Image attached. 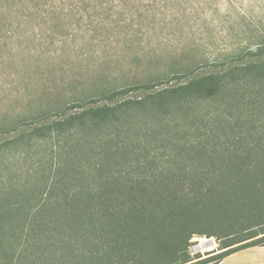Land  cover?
<instances>
[{
	"label": "rangeland",
	"instance_id": "obj_1",
	"mask_svg": "<svg viewBox=\"0 0 264 264\" xmlns=\"http://www.w3.org/2000/svg\"><path fill=\"white\" fill-rule=\"evenodd\" d=\"M263 41L264 0H0V147L45 121V116L62 115L72 103L85 101L84 107L114 104L106 94L148 85L117 96L118 101L142 103L126 104L132 114L115 121L108 130L114 137L102 142L111 148L105 162L113 170L139 168L165 177L176 173L188 181L187 175L206 173L208 168V164L199 166L202 160L188 147L198 137L201 141L220 136L222 131L202 103L176 104L175 92L151 98L147 94L240 64L233 61L219 69L213 61L215 56ZM223 84L219 101L246 110L252 105L254 113L264 117V93L256 83L243 88ZM175 140L183 148L174 146ZM45 148L41 141L30 148L19 142L18 151L0 149V191L4 196L0 225L5 230L11 222L29 216L28 201L45 189L49 164L55 162ZM87 150L88 145L82 144L74 157V153L64 157L75 165H88ZM259 157L264 159V149ZM123 158L130 166L118 165ZM220 161L227 165L228 161ZM237 169L234 174H241ZM61 193L62 189H54L51 194L60 199ZM15 199L16 206L12 205ZM253 207L246 210L251 222H264V208ZM58 208V217L44 208L41 219L46 231L20 234V239L14 237L18 232L0 231V264H108L99 258L90 261L82 249L70 255L64 238L75 234L67 232L71 221L63 206ZM52 227L53 231L46 229ZM56 227H60L58 231ZM197 228L199 232L191 234L177 261L185 254L190 262H199L224 250L219 225ZM210 239L214 245L193 250ZM18 240L21 249L14 257L13 244Z\"/></svg>",
	"mask_w": 264,
	"mask_h": 264
},
{
	"label": "trees",
	"instance_id": "obj_2",
	"mask_svg": "<svg viewBox=\"0 0 264 264\" xmlns=\"http://www.w3.org/2000/svg\"><path fill=\"white\" fill-rule=\"evenodd\" d=\"M233 61L240 64L218 74L193 77L174 88L147 94L151 98L163 92H175L176 104L178 101L183 105L197 102L208 109L221 135L208 136L201 141L198 137L199 140L188 147L202 160L199 166L208 164L206 173L194 172L187 175L186 181L176 173L165 177L148 174L145 170L140 172L139 168L134 171L123 166L111 169L105 162L111 148L104 143L114 135L108 130L115 121L132 114L133 109L126 104L142 103L128 99L118 101L117 96L128 90L148 88V85L117 89L106 94L114 104L84 107L85 101L72 103L62 115L45 116V121L1 146L5 151L11 148L18 151L19 142L30 148L42 141L47 145L45 151L55 162L49 164L46 191L43 192L44 189L36 199L28 201L29 216L11 222L7 230L0 225V231L18 232V236L8 237L19 239L20 234L43 231L44 208L56 212L58 217L61 216L58 207L63 206L71 221L66 225L69 226L67 232L77 235L64 238L71 249L70 255L82 249L90 261L99 258L108 264H203L207 261L217 264L239 249L264 245V222L252 223V217L246 213L253 206L257 210L264 208V159L259 157L264 149V117L254 113L252 105L246 110L217 98L225 89L224 81L238 88L256 83V87H260L258 91L264 93V41L215 56L213 64L220 69ZM82 144L88 145L86 156L91 160L88 165H75L65 159L64 155L74 153V157ZM175 145L183 148L178 140ZM219 158L228 161L227 165ZM120 162L130 166L125 158L119 159L118 165ZM234 166L242 173L234 174ZM54 189H62L60 199L53 198ZM2 194L0 191V205L4 203ZM12 203L16 206L17 200ZM202 224L221 227L219 236L224 238L221 242L224 250L199 262H190L185 254L177 261L176 257L184 252L191 234L199 232L197 227ZM56 228L58 231L60 227ZM46 229L53 231L54 227ZM234 244L237 245L232 246ZM19 245V240L14 242L12 256L19 253Z\"/></svg>",
	"mask_w": 264,
	"mask_h": 264
},
{
	"label": "crops",
	"instance_id": "obj_3",
	"mask_svg": "<svg viewBox=\"0 0 264 264\" xmlns=\"http://www.w3.org/2000/svg\"><path fill=\"white\" fill-rule=\"evenodd\" d=\"M217 264H264V245L239 249L225 256Z\"/></svg>",
	"mask_w": 264,
	"mask_h": 264
},
{
	"label": "bare ground",
	"instance_id": "obj_4",
	"mask_svg": "<svg viewBox=\"0 0 264 264\" xmlns=\"http://www.w3.org/2000/svg\"><path fill=\"white\" fill-rule=\"evenodd\" d=\"M209 244H213L214 245V242L210 239L208 241H205L204 243H198L196 246L193 247V250H198V249H201V250H206L207 247H209L208 245Z\"/></svg>",
	"mask_w": 264,
	"mask_h": 264
}]
</instances>
